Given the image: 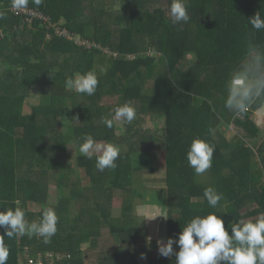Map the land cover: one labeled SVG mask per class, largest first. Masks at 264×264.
Masks as SVG:
<instances>
[{
    "label": "trees",
    "instance_id": "16d2710c",
    "mask_svg": "<svg viewBox=\"0 0 264 264\" xmlns=\"http://www.w3.org/2000/svg\"><path fill=\"white\" fill-rule=\"evenodd\" d=\"M156 2L160 0H44L39 6L30 2L28 8L39 9L51 18L50 26L40 21L24 22L23 16L12 10L11 0H0V12L4 13L0 32L7 34L4 41L0 40V210L17 206L25 210L28 203L36 207L34 212L25 210L30 223L39 222L46 208H53L58 216L57 232L49 243L37 235L9 238L0 228V236H4L9 251L7 264H21V258L27 260L26 247L32 260L41 258L45 264L51 260L54 264H86L84 245L96 233L95 220L79 204L80 195L66 194L67 180L74 169L70 167L64 172L68 167L67 148L78 147L86 134L121 149L114 170L98 171L97 154L92 159L82 155L77 159L78 168L89 176L94 186L99 180L114 182L113 187L89 194L100 217L108 222L117 246L114 252L102 251L99 264H139V222L132 215L121 222L111 210L119 192L117 181L126 176L128 156L145 152L144 147L149 148L152 142H158L165 151L166 168L174 181L165 189L147 190L141 183L117 187L131 194L121 215L131 214L137 199L158 205L167 210V237L178 239L182 228L197 215L221 214L228 228L231 222L255 221L264 212V130L249 113L237 114L225 107L228 81L248 59L249 45L264 53V29L257 31L248 20L257 12L264 16V0H184L190 16L187 23L172 22L171 0H167L166 10L155 8ZM116 17H124L128 26H136L138 33L133 32L129 49H124L121 43L127 34L125 30L115 40L116 27L111 24L116 22ZM57 26L95 45L82 48L75 40L68 42L56 35ZM49 35L53 36L52 41ZM142 39H147L145 50L156 49L159 58L139 53ZM61 41L65 44L59 49ZM29 42L31 52L27 51ZM104 48L118 55L104 75L96 73L99 84L95 94H79L85 105L69 111L67 104L76 95L67 92L66 79L76 73L96 72ZM176 52H180L174 57L177 60L192 52L196 57L194 66L185 72L171 63L167 67L170 77L160 83L163 72H155L158 64L167 66ZM143 69L147 70L146 74ZM18 70L23 71L25 82L17 79L16 87H8ZM42 90L45 93L41 101L46 105L42 118L54 127L58 115L70 117L72 141L63 139L57 147L40 142L28 148L20 142V133L38 128L39 116L34 110L26 109L27 100L31 93ZM53 99L57 102H52ZM125 103L135 108L136 118L130 124L123 123L118 133L117 121L114 120L111 128L104 121L114 118L115 109ZM263 103L264 96L254 99L252 109H260ZM160 118L164 120L161 129ZM232 124L244 130L246 137L227 139L222 128ZM194 138L215 146L208 178L197 176L188 164L187 152ZM21 153H30L35 158L33 167L19 173ZM255 155L260 158L257 169L251 166H255ZM51 169L63 171L58 175L61 199L53 206L47 204ZM208 187L223 193L224 199L216 209L209 207L204 198ZM95 244L94 240L92 245ZM175 259V255L166 258L157 252L148 261L175 264Z\"/></svg>",
    "mask_w": 264,
    "mask_h": 264
},
{
    "label": "clouds",
    "instance_id": "9594fccd",
    "mask_svg": "<svg viewBox=\"0 0 264 264\" xmlns=\"http://www.w3.org/2000/svg\"><path fill=\"white\" fill-rule=\"evenodd\" d=\"M30 2L39 6L44 0H11V6L17 10L24 9ZM169 12L173 23H187L190 20L184 0H171ZM3 18L4 13L0 12V19ZM248 20L257 31L264 29V16L260 12ZM249 48L248 59L242 64L241 70L233 74L227 85L225 107L237 114L245 113L254 99L264 96V53L251 45ZM98 84L97 74L92 70L68 77L65 88L91 96L95 94ZM135 118V108L125 103L115 109L114 118L105 119L104 122L111 128L114 120L130 124ZM82 140V143H78L80 154L87 159H92L97 154L98 171L114 170L117 167L116 160L121 151L118 145L97 141L90 134L84 135ZM214 151L215 146L206 140H192L187 161L197 176L212 167ZM204 198L209 207L216 209L224 196L215 188L208 187L204 190ZM16 203L19 205L18 201ZM157 216L167 218L164 214H158L154 218ZM57 223L58 216L53 208H46L41 220L31 223L20 206L0 210V228L4 229V235L9 238L26 234L37 235L43 237L45 243H49L57 232ZM3 238L4 236H0V264H7L9 251ZM157 244L161 256L167 258L175 255V264H264V212L255 221L231 222L228 228L225 227L221 214L210 212L206 216L197 215L182 228L178 239L168 238L166 242L157 241ZM174 244L178 246V251L174 249Z\"/></svg>",
    "mask_w": 264,
    "mask_h": 264
},
{
    "label": "rangeland",
    "instance_id": "374dc122",
    "mask_svg": "<svg viewBox=\"0 0 264 264\" xmlns=\"http://www.w3.org/2000/svg\"><path fill=\"white\" fill-rule=\"evenodd\" d=\"M155 8H162L166 10L168 8V2L167 0H160V2H156L154 4ZM14 9V8H13ZM12 9V10H13ZM36 9V8H35ZM119 9V8H118ZM101 15L102 11L100 12ZM46 15V14H45ZM47 16V15H46ZM49 17V16H48ZM106 18V17H105ZM107 20V18H106ZM119 23V24H118ZM43 24V23H42ZM99 24V23H98ZM115 24V25H114ZM114 25L116 28V35H114L115 40L116 38H119L122 36V31H126V37H124L123 41L121 42L123 44L124 49H129V46L131 45L132 36L134 33H138L136 26H128L126 22L124 21V17H116V22L112 23L111 26ZM113 26V27H114ZM58 29L61 26H57ZM63 27V26H62ZM121 28V34L119 36L118 30ZM132 28V29H130ZM60 31L56 35L60 38H64V40H68V42H73L74 40L82 47V48H90L91 46H94L95 44L89 41L80 40L79 36H76L75 34L66 31V28H60ZM134 32V33H133ZM7 34H5L3 31L0 32V40L4 41L6 39ZM125 36V35H124ZM74 38V39H73ZM48 39L52 41L53 36L49 35ZM57 39V38H56ZM84 39V38H83ZM147 39H142L140 42V54L145 55H151L156 56L158 55L159 58V51L156 49L153 50H145V43ZM65 42V41H64ZM63 41H61V46H59V49H61L62 45L65 44ZM101 47V46H99ZM63 48V47H62ZM131 48V47H130ZM28 52H31V43L29 42ZM103 55L99 58V64L96 67V73L99 76H102L105 74L106 70L108 69V66L111 64L114 57H116L118 54L117 52L110 51L107 48H104ZM164 53V52H163ZM180 52H176L175 55L168 61V65L166 64H158L155 72H163L162 78L159 82L163 83V80L165 78L170 77V72L167 71V67H171L172 64L183 71H189L194 66L196 57L192 52H188L187 54H184L182 57H178L179 60H177L176 57ZM133 54H129V57H133ZM55 55L52 53L50 54V60H54ZM144 74L147 73L146 69H143ZM23 71L18 70L14 74V82H11V84H7V86L16 87L15 81L17 79L20 80V82H25L22 77ZM148 77L151 76V74H147ZM150 81V80H148ZM147 81V82H148ZM162 81V82H161ZM146 82V83H147ZM126 85V84H125ZM34 92V91H33ZM67 92L74 96L76 95L75 99L71 101V103L67 104V107L69 111H75L79 110L81 107H83L85 104H83L79 98V94L75 91L67 90ZM45 93V91H41L40 93H31V96H29L27 100L26 109L27 110H34L37 115L39 116L38 124L39 127L32 128V130L28 129L22 134L20 133V142L25 144V147L28 148L33 147L37 144L44 143L46 145L50 144L54 147H57L58 144L63 139H67L68 141H72L71 136L69 134V129L72 124V119L70 117H62L61 115L57 116V125L52 127L49 125V122L42 116L46 110V105L42 103L41 96ZM52 102H57V99H53ZM198 102V101H197ZM58 104V103H57ZM264 105V103H263ZM250 114L251 119L264 130V107H261L258 110H253L252 105L249 106L248 110L246 111ZM243 120V116L240 117ZM71 122H69V121ZM117 132H121L123 123L117 121ZM64 124V127H63ZM164 120L163 118L159 119V126L158 128H163ZM154 127L153 129H156ZM222 131L224 132V135L227 139H234L235 137L239 138H245L246 132L242 129H238L235 125H231L229 127H223ZM262 142V141H260ZM257 150V148H254ZM145 152H139L137 154H131L128 156L127 161V167L125 170L126 176H124L121 180L117 181V187H120L122 184L127 183H134V186L138 185V183H141L143 185L144 189L147 190H154V189H165L169 183L173 182L174 179H170V173L168 172L166 168V155L165 151L161 147V145L158 142H152L149 144V148L144 147ZM67 152H69V157H67V169L64 172H68V169L72 167L74 170L69 175L68 181V187L66 190V194L70 196L71 194H77L80 195L81 201L79 204L83 205V208L87 210V212L91 215V217L95 220V230L96 233L89 238L85 242L84 245V260L86 264H99L100 263V254L102 251L104 252H114L115 248V240L112 237L109 229L108 222L105 220V218L100 217V211L98 210L97 205L94 202H91V195L90 192L94 190H105L107 187L114 186L113 181H103L99 180L97 185L94 186L92 184V181L90 180L89 176L81 169L78 168L77 159L79 156H81L79 149L77 146L70 145L69 148H67ZM127 157V156H126ZM35 156L27 153H21L18 159V170L19 173L21 171H25L28 168L33 167V161ZM62 159V158H61ZM260 158L255 155L253 163L255 166L251 165L254 168H258L259 166ZM258 164V165H257ZM213 165V162H212ZM263 169V168H261ZM260 169V170H261ZM63 172L61 169H51L49 172V181H48V198H47V204L48 205H57L58 202L61 199V192L59 188V181H58V175ZM210 169L202 174L203 178L209 177ZM22 173V172H21ZM126 177V178H125ZM169 180H172L169 182ZM122 181V182H121ZM119 192H116L115 197L113 199V207H112V214L115 217H119L121 222H126V217L128 215H132L140 224L141 228V235H140V242H139V252L141 253V257L139 258V264H149V258L152 256H156V253L158 252V244L157 241H164L166 242L167 237V222L165 217L163 216H157L158 214H164L167 217V210L162 209L158 205H151V204H145L141 202L139 199L135 201V205L132 206V213L131 214H122V208H125V204L128 201L130 196L129 191H124V189L117 188ZM129 206V203H128ZM25 210L28 212H34L36 210L35 206H32V204L26 203ZM147 218H154V219H147ZM144 219V220H143ZM87 221V220H86ZM60 230V229H59ZM62 232V230H60ZM150 238V239H149ZM95 240V245H92V242ZM174 248H178L176 244L173 245Z\"/></svg>",
    "mask_w": 264,
    "mask_h": 264
},
{
    "label": "built area",
    "instance_id": "2783aa9c",
    "mask_svg": "<svg viewBox=\"0 0 264 264\" xmlns=\"http://www.w3.org/2000/svg\"><path fill=\"white\" fill-rule=\"evenodd\" d=\"M13 11H15L18 15L23 16V20L24 22L27 23H33L36 21H40L43 24H49L50 26L52 25V21L51 18L46 16L42 11H40L39 9H35V8H24V9H13ZM60 30L56 29V32L58 33ZM77 41V39H76ZM24 258H26L27 260L23 261V258L20 259L21 264H45L43 262V260L40 258H38V260H32L30 257V253H29V249L26 247L24 249ZM47 264H54V261L51 260L49 263Z\"/></svg>",
    "mask_w": 264,
    "mask_h": 264
}]
</instances>
